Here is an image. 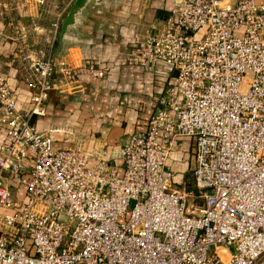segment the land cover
Masks as SVG:
<instances>
[{"label": "built area", "instance_id": "built-area-1", "mask_svg": "<svg viewBox=\"0 0 264 264\" xmlns=\"http://www.w3.org/2000/svg\"><path fill=\"white\" fill-rule=\"evenodd\" d=\"M59 26L52 24L46 51L27 58L28 114L0 77L7 137L0 264H257L264 255V0H184L147 32L136 60L165 65L173 82L146 129L111 152L85 151L84 137L70 129L29 123L45 115L52 91L78 82V69L54 54ZM104 72L89 69L97 79ZM52 133L71 148L54 147ZM186 138L194 143L193 189L168 180L169 157Z\"/></svg>", "mask_w": 264, "mask_h": 264}, {"label": "crops", "instance_id": "crops-1", "mask_svg": "<svg viewBox=\"0 0 264 264\" xmlns=\"http://www.w3.org/2000/svg\"><path fill=\"white\" fill-rule=\"evenodd\" d=\"M74 1L0 0L5 7L0 16V77L16 94L17 110L28 114L31 93L23 77L29 59L46 51L54 37L52 24L59 22L54 54L78 69V82L70 90L52 91L45 115L29 123L41 131L72 130L84 137L85 151H115L127 136L146 129L159 96L173 82L174 73L165 65H141L136 53L146 33L160 27L184 0H89L67 28L57 55L60 29ZM90 68L104 69L103 78L91 77ZM52 139L56 148H71L60 133H52ZM6 141L0 127V147ZM111 163L122 170L119 159ZM167 164L174 184L187 182L195 165L193 141L179 140Z\"/></svg>", "mask_w": 264, "mask_h": 264}, {"label": "water", "instance_id": "water-1", "mask_svg": "<svg viewBox=\"0 0 264 264\" xmlns=\"http://www.w3.org/2000/svg\"><path fill=\"white\" fill-rule=\"evenodd\" d=\"M89 0H75L70 11L65 17L60 33H59V42L57 47V55H60L61 47H62V38L67 30V28L74 23V17L86 6Z\"/></svg>", "mask_w": 264, "mask_h": 264}, {"label": "rangeland", "instance_id": "rangeland-1", "mask_svg": "<svg viewBox=\"0 0 264 264\" xmlns=\"http://www.w3.org/2000/svg\"><path fill=\"white\" fill-rule=\"evenodd\" d=\"M169 182H170V186H174L175 185V187H179L177 184H174V179H173V177L172 176H170L169 177ZM187 182H183V183H185L187 186H188V188H189V185L191 184V188L193 189V185H192V176H189L188 178H187ZM213 247L210 249V253L213 251ZM257 264H264V255L261 257V259L257 262Z\"/></svg>", "mask_w": 264, "mask_h": 264}, {"label": "trees", "instance_id": "trees-1", "mask_svg": "<svg viewBox=\"0 0 264 264\" xmlns=\"http://www.w3.org/2000/svg\"><path fill=\"white\" fill-rule=\"evenodd\" d=\"M192 185H193V183H192ZM189 187L191 188V184L189 185Z\"/></svg>", "mask_w": 264, "mask_h": 264}]
</instances>
